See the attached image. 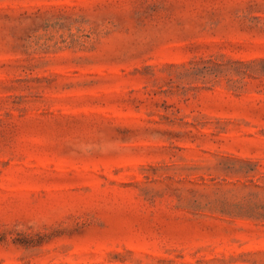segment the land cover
I'll return each mask as SVG.
<instances>
[{
	"label": "rangeland",
	"instance_id": "obj_1",
	"mask_svg": "<svg viewBox=\"0 0 264 264\" xmlns=\"http://www.w3.org/2000/svg\"><path fill=\"white\" fill-rule=\"evenodd\" d=\"M0 264H264V0H0Z\"/></svg>",
	"mask_w": 264,
	"mask_h": 264
}]
</instances>
